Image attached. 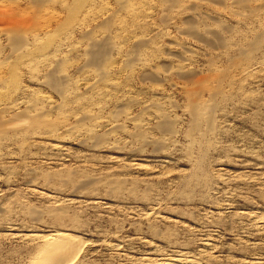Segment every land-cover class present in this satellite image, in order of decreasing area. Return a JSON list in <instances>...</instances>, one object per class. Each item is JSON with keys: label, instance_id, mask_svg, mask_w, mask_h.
Returning <instances> with one entry per match:
<instances>
[{"label": "rangeland", "instance_id": "obj_1", "mask_svg": "<svg viewBox=\"0 0 264 264\" xmlns=\"http://www.w3.org/2000/svg\"><path fill=\"white\" fill-rule=\"evenodd\" d=\"M57 234L264 264V0H0V264Z\"/></svg>", "mask_w": 264, "mask_h": 264}, {"label": "bare ground", "instance_id": "obj_2", "mask_svg": "<svg viewBox=\"0 0 264 264\" xmlns=\"http://www.w3.org/2000/svg\"><path fill=\"white\" fill-rule=\"evenodd\" d=\"M54 236V239L49 240L53 243L52 250L43 261H40V264H69L77 252L74 239L66 234Z\"/></svg>", "mask_w": 264, "mask_h": 264}]
</instances>
